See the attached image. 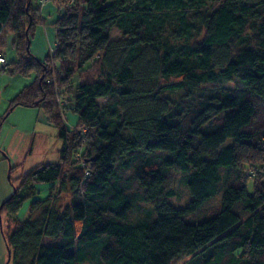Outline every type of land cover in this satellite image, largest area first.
<instances>
[{"label": "trees", "instance_id": "obj_1", "mask_svg": "<svg viewBox=\"0 0 264 264\" xmlns=\"http://www.w3.org/2000/svg\"><path fill=\"white\" fill-rule=\"evenodd\" d=\"M208 1L51 0L56 42L39 58L43 5L0 0V55L9 33L17 50L0 72L35 73L9 109L41 108L64 143L59 161L10 178L8 264H264V0ZM74 77L69 129L59 94ZM171 169L184 207L168 201Z\"/></svg>", "mask_w": 264, "mask_h": 264}, {"label": "rangeland", "instance_id": "obj_2", "mask_svg": "<svg viewBox=\"0 0 264 264\" xmlns=\"http://www.w3.org/2000/svg\"><path fill=\"white\" fill-rule=\"evenodd\" d=\"M223 1L224 0L208 1L207 7L214 9L222 4ZM34 3L35 5L38 4L36 0H34ZM41 25L42 23H39L36 26L34 35L30 40V44L32 42V49L30 44L29 48L31 51L33 50L32 52L36 50L35 47L37 44H39L38 42L42 43L43 40L46 48L48 46V41L43 29L41 28ZM40 32L42 33V40L39 38ZM119 36L120 31L117 28H114L111 33V38H116ZM49 37L53 43L54 38L52 35ZM48 53L49 52L47 50L43 57H45ZM4 56L6 61L17 59V50L13 45V35L10 33L5 39ZM34 77V72L30 73L29 75H12L7 71L0 72V117L6 116L0 125V149L5 153V155H1L0 158V203L8 198L14 190L10 178L14 181L16 180V183H18V177L28 170L46 163L59 161L61 149L64 147L63 140L58 137V131L56 127L48 122L46 118H44L42 113L43 110L41 108L19 104L14 106L12 110L9 109L11 101L17 97V95L26 85L32 83ZM54 80L55 76L53 78V81ZM77 80V77H74L71 81V91L63 90L60 91L59 94L60 102L66 101V106L63 108L60 107L62 109L61 113L63 114L65 122L67 121V123L71 126L73 123H75L74 119H76L73 114L69 115V110L71 108L70 106L73 105V88ZM100 100H102V103L105 102V99ZM11 166L13 167V171L10 173ZM168 174L170 175L176 189V195L169 197L168 201L175 207H184L188 202L189 192L187 187H185V185H183L180 181L181 173L175 169H171ZM48 190H42L40 192V196L46 197L49 192ZM68 201L69 193H65L61 195L59 200L54 205L61 208L64 207ZM218 202L217 200H214L208 203L202 210L193 212L189 218L192 219V217H194L195 220L204 218L217 206ZM150 206L153 207V204L151 203L150 205H141V208L136 211L135 214H133V219L138 217L134 221H137L142 216L144 211L149 210ZM27 208L28 202L25 201L20 210L21 216H24V211H26L25 218L28 216ZM40 213L41 211H37L35 217L39 216ZM45 242L53 243L47 238L45 239ZM70 249L74 250V248ZM186 260L187 259H183L174 264H184ZM6 263L7 248L0 230V264ZM77 264L91 263L85 262Z\"/></svg>", "mask_w": 264, "mask_h": 264}, {"label": "crops", "instance_id": "obj_3", "mask_svg": "<svg viewBox=\"0 0 264 264\" xmlns=\"http://www.w3.org/2000/svg\"><path fill=\"white\" fill-rule=\"evenodd\" d=\"M59 10L60 9H58V7L55 5V3L54 4L53 3H47V4H45V5H43L41 7V16H42L41 28L43 29V32L45 33L46 39L48 41V46L46 48V46L44 44V40H43L42 43L38 42L39 44H37V46L35 47L36 50L34 52L40 58H44L43 56L47 52V50H48V52H50V50H52L54 45H55V42H56V28L54 27V25L52 23L56 19V16H57L56 13ZM50 35H52V37L54 38V42L53 43H52V40L49 37ZM39 38L42 40V33L41 32L39 33ZM32 41H34V40H32ZM30 45H31V49H32V42H31ZM42 113H43L44 118H46V120H47V117H46V115L44 114L43 111H42ZM70 114L71 115L73 114L76 119H74L75 123H73L72 126L70 124H68L67 121L65 122L69 129L74 127V125L77 122V118H78L77 114L74 113L72 111V109L69 110V115ZM67 117H68V115H67Z\"/></svg>", "mask_w": 264, "mask_h": 264}, {"label": "built area", "instance_id": "obj_4", "mask_svg": "<svg viewBox=\"0 0 264 264\" xmlns=\"http://www.w3.org/2000/svg\"><path fill=\"white\" fill-rule=\"evenodd\" d=\"M38 4L40 5H45L49 3L51 0H36ZM6 64V59L3 55H0V65H5Z\"/></svg>", "mask_w": 264, "mask_h": 264}, {"label": "water", "instance_id": "obj_5", "mask_svg": "<svg viewBox=\"0 0 264 264\" xmlns=\"http://www.w3.org/2000/svg\"><path fill=\"white\" fill-rule=\"evenodd\" d=\"M29 47V46H28ZM8 262H9V258H8V260H7V263L6 264H8Z\"/></svg>", "mask_w": 264, "mask_h": 264}]
</instances>
